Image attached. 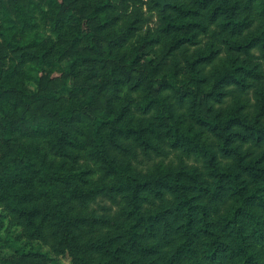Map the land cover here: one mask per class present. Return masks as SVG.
<instances>
[{"label": "trees", "instance_id": "1", "mask_svg": "<svg viewBox=\"0 0 264 264\" xmlns=\"http://www.w3.org/2000/svg\"><path fill=\"white\" fill-rule=\"evenodd\" d=\"M13 1L17 19H10L4 9L6 24L0 28V42L6 49L19 53V62L36 60L33 68L40 71V66L49 62L37 53L41 45L38 36H28L33 27L32 16ZM51 1L53 6L48 18L53 32L58 33L57 28L62 27L60 22L71 29L63 39V49L58 52V58L71 52L67 74L76 76L83 65L107 59L109 52L101 45L100 36L111 20H116L107 16L111 5L103 0L96 2L84 16L86 31L83 32L78 6L64 0L67 12L59 19L56 0ZM150 1L163 22L162 30L167 35L172 31L177 33L169 52L180 50L186 44L194 45L198 33H207L210 25H216L218 32L227 36L224 40L227 50L249 56L256 49L260 54L256 64L235 63L229 72L221 75L215 81V86L222 83L219 92L211 90L202 94L197 82L184 94L180 90L188 89L187 85L173 74L158 78L153 76L155 69L145 73L147 85L151 88L157 85L159 95L148 96L139 109L144 113L153 111L155 120L165 123L170 148L204 158L213 183L201 180L196 170L189 168L159 171L151 176L136 173L130 161L121 159L115 152L123 147L118 138L133 139L148 148L145 132L152 129L149 126L152 123L145 127L124 124L125 113L121 111L112 117H96L92 123L90 155L101 165L109 181L100 185L87 183L85 189H64L57 169L45 160H37L36 145L20 146L12 157L0 161V205L23 221L28 238L53 235L58 243L56 253L68 255L71 264H264V121L250 122L234 108L228 109L234 113L226 112L224 118H206L200 114L199 106L203 98L205 102L221 103L224 93L220 89L225 85H234L243 93L252 87L251 82L261 86L264 0L257 2L258 24L249 19L251 11H255L256 0H221V3L219 0H166L163 9L154 0ZM216 33L213 34L219 35ZM139 43L144 47L151 42L143 38ZM81 44L89 52L76 50ZM51 49L52 46L47 52ZM132 67L131 63L128 71ZM116 75L114 69H107L98 85L121 87L125 79ZM227 81L233 84L223 83ZM64 89L73 94L78 88L65 85ZM14 92L20 100L26 99L21 84L12 80V72H5L0 80V111L4 104L1 97L6 99ZM162 92L169 94L162 96ZM172 94H176L175 101L168 100ZM256 96L260 98L256 105L258 113L263 116L264 89ZM182 109L189 112L198 127L219 139V153L227 164L222 165L221 159L204 146L201 131L185 122ZM3 112L6 114V108ZM53 114L48 121L40 119L30 125L31 137L45 140L57 157H73L83 142L64 130L56 118L68 119L70 113ZM9 127L11 121L7 120L5 129ZM127 145L121 153L127 151ZM67 194L82 203L81 209L69 207ZM165 194L171 196L172 203L156 209L155 201L162 200ZM99 197L119 198L123 202L121 218L119 214L113 215L114 220L107 229L98 222L99 218L86 212L88 204ZM221 207L223 212L219 213ZM27 258L19 254L12 263L0 261V264H22Z\"/></svg>", "mask_w": 264, "mask_h": 264}, {"label": "rangeland", "instance_id": "2", "mask_svg": "<svg viewBox=\"0 0 264 264\" xmlns=\"http://www.w3.org/2000/svg\"><path fill=\"white\" fill-rule=\"evenodd\" d=\"M63 1L56 0L59 7V19L67 12ZM98 1L100 0H67L68 3L78 6L83 24L84 16ZM103 1L111 5L107 16L116 18L114 21L111 20V23L107 25V30L103 31L100 36L101 45L109 52L107 59L101 58L83 65L76 76L68 75L66 70L68 56L71 52L58 58V52L64 46L63 39L68 36L71 29L65 23L60 22L62 27L57 28L58 33L53 32L48 18L53 2L51 0L15 1L21 8L28 10V14L32 16L33 27L29 30L28 36H38L41 45L37 53L42 60L49 63L42 64L40 66L42 69L36 71L33 68L36 60H26L21 63L17 60L19 53L6 49L0 42V80L5 72H12V80L21 84L26 95L24 101L20 100L15 92L6 99L1 97L2 100L4 99V104L0 111V161L12 157L20 146L36 145L37 160H45L57 169L64 189L75 187L85 189L87 183L100 185L109 179L104 175L101 165L90 155L92 123L96 117L104 115L112 117L123 111L125 113L124 124L145 127L148 123H152L149 125L152 129L145 132V139L150 147H142L133 139L124 140L119 137L118 140L123 147L114 148L121 159L130 161L129 165L136 173L151 176L159 171L189 168L196 170L199 178L211 185L213 180L209 175L210 169L206 160L191 153L188 155V152L183 150L170 148L165 123L162 124L155 120L153 111L144 113L139 109L138 106L146 102L148 96L159 95L157 85L154 84V88L147 85L145 73L155 69L153 76L158 78L168 73L173 74L179 82L187 85L188 89L182 87L180 90L184 94L191 89L192 84L197 82L200 84L202 94L211 90L219 92L222 83L215 86V81L229 72L235 63L256 64L260 61L259 52L252 49L249 56H244L227 50L224 45L227 36L219 33L216 25H210L207 33H198L194 45L186 44L180 50L173 49V52H169L171 40L177 33L172 31L170 35H167V32L162 30L163 22L150 0ZM258 1L256 0V4L253 5L255 11H251L249 16L250 22L253 20L254 24L259 22ZM13 3V0L0 2V28L6 24L4 9L8 12L10 19H17ZM85 29L84 24L83 32L86 31ZM143 38L150 40L151 43L141 47L139 42ZM51 46V51L47 52ZM76 50L89 52L85 44H81ZM131 63L133 64L130 69L132 71H128ZM261 63V72L264 75V62ZM110 68L125 79L121 87L115 88L110 85L100 87L98 85L100 76ZM247 80L249 81V78ZM251 84L252 87L244 93L234 85H225L223 89H220L224 93L221 103L205 102L204 98L199 101L200 114L206 118L220 116L224 118L229 112H233L228 109L234 108L239 111L237 112L239 115L241 114L250 122L257 119L264 121V115L261 116V113H258V106L256 107L260 99L256 94L264 89V81H261V86L258 87L255 86L256 83L251 82ZM65 85L68 88H78L77 92L69 93L64 89ZM162 94L165 96L169 93L162 92ZM175 96L176 94H172L168 100L175 101ZM238 106L240 107L237 108ZM4 108H6V114L3 112ZM180 111L186 123L191 124L195 130L201 131L204 146L210 153H214L217 159H221L222 165L227 164L228 162L219 153V139L213 133L198 127L190 119L187 110ZM55 112L70 113L68 119L55 117L64 130L83 142V147L77 149L80 151L75 150L73 157H57L48 149L45 140L31 137L30 125L40 119L48 121ZM7 120L11 121V127L8 130L5 129ZM126 144L129 146H126L127 151L123 154L120 150H125ZM1 169L0 163V171ZM66 198L69 207L74 205L76 209H81L82 203L73 199L70 194H67ZM171 203V196L165 194L162 200L155 201V206L159 209ZM122 207L123 202L119 198L112 200L99 197L88 204L86 212L99 218L98 222L104 224L103 227L107 229V225L112 224L114 220L112 216L119 214ZM222 207L219 213L223 212ZM118 217L121 218L120 214ZM119 222L120 220L118 224ZM24 227L20 218L11 215L0 205V261L12 263L13 260L19 258V254H24L28 258L23 260L22 264H71L68 255L62 256L56 253L58 243L53 235H46L42 239L28 238ZM18 251L21 253L17 254Z\"/></svg>", "mask_w": 264, "mask_h": 264}, {"label": "water", "instance_id": "3", "mask_svg": "<svg viewBox=\"0 0 264 264\" xmlns=\"http://www.w3.org/2000/svg\"><path fill=\"white\" fill-rule=\"evenodd\" d=\"M221 3V0H219ZM154 3L160 6L162 9L166 6V0H154Z\"/></svg>", "mask_w": 264, "mask_h": 264}]
</instances>
